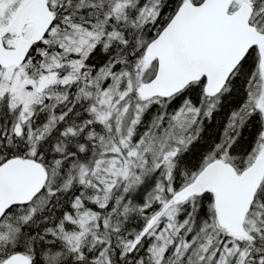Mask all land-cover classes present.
Wrapping results in <instances>:
<instances>
[{"label": "snow or ice", "instance_id": "snow-or-ice-1", "mask_svg": "<svg viewBox=\"0 0 264 264\" xmlns=\"http://www.w3.org/2000/svg\"><path fill=\"white\" fill-rule=\"evenodd\" d=\"M0 264H264V0H0Z\"/></svg>", "mask_w": 264, "mask_h": 264}]
</instances>
